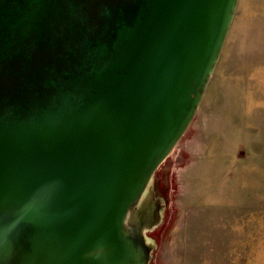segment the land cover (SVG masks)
Segmentation results:
<instances>
[{
  "label": "water",
  "instance_id": "95a60500",
  "mask_svg": "<svg viewBox=\"0 0 264 264\" xmlns=\"http://www.w3.org/2000/svg\"><path fill=\"white\" fill-rule=\"evenodd\" d=\"M238 2L0 0V264L150 263Z\"/></svg>",
  "mask_w": 264,
  "mask_h": 264
},
{
  "label": "rangeland",
  "instance_id": "374dc122",
  "mask_svg": "<svg viewBox=\"0 0 264 264\" xmlns=\"http://www.w3.org/2000/svg\"><path fill=\"white\" fill-rule=\"evenodd\" d=\"M149 264H264V0H239L197 113L155 174Z\"/></svg>",
  "mask_w": 264,
  "mask_h": 264
}]
</instances>
